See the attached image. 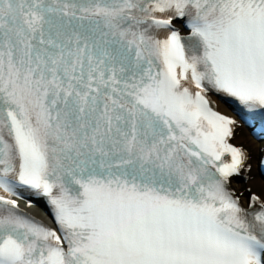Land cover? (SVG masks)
<instances>
[{"label": "snow or ice", "instance_id": "snow-or-ice-1", "mask_svg": "<svg viewBox=\"0 0 264 264\" xmlns=\"http://www.w3.org/2000/svg\"><path fill=\"white\" fill-rule=\"evenodd\" d=\"M217 94L264 112V0H0V264H264Z\"/></svg>", "mask_w": 264, "mask_h": 264}, {"label": "bare ground", "instance_id": "bare-ground-1", "mask_svg": "<svg viewBox=\"0 0 264 264\" xmlns=\"http://www.w3.org/2000/svg\"><path fill=\"white\" fill-rule=\"evenodd\" d=\"M219 108L221 110L224 109L221 105H219ZM234 141L237 143L241 142L242 144L249 145L248 141H250V140H249V138H247V137L241 135V133H239L238 137H236L234 139ZM250 142H252L253 149L256 150L257 143L253 142L252 140ZM247 183L250 184L251 191L256 192L257 194H259L264 199V183L263 182H261L257 177L254 176ZM233 185L237 191L241 190L244 186L241 183H234Z\"/></svg>", "mask_w": 264, "mask_h": 264}]
</instances>
